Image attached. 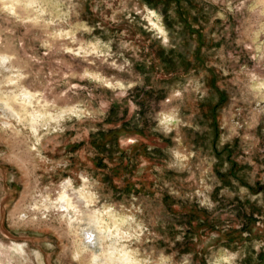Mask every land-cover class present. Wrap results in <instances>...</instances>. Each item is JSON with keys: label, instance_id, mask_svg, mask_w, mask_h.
<instances>
[{"label": "rangeland", "instance_id": "374dc122", "mask_svg": "<svg viewBox=\"0 0 264 264\" xmlns=\"http://www.w3.org/2000/svg\"><path fill=\"white\" fill-rule=\"evenodd\" d=\"M263 262L264 0H0V264Z\"/></svg>", "mask_w": 264, "mask_h": 264}, {"label": "bare ground", "instance_id": "6f19581e", "mask_svg": "<svg viewBox=\"0 0 264 264\" xmlns=\"http://www.w3.org/2000/svg\"><path fill=\"white\" fill-rule=\"evenodd\" d=\"M67 195H63L62 197H61V200L63 201V202H65V205H67L68 204V200H67ZM68 207H70V204L68 205Z\"/></svg>", "mask_w": 264, "mask_h": 264}, {"label": "flooded vegetation", "instance_id": "af4514ba", "mask_svg": "<svg viewBox=\"0 0 264 264\" xmlns=\"http://www.w3.org/2000/svg\"><path fill=\"white\" fill-rule=\"evenodd\" d=\"M263 264H264V262H263Z\"/></svg>", "mask_w": 264, "mask_h": 264}]
</instances>
